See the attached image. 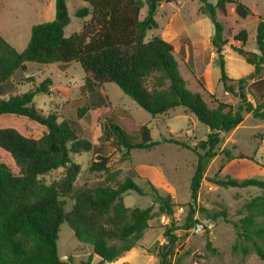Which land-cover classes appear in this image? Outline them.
<instances>
[{"label": "trees", "instance_id": "obj_1", "mask_svg": "<svg viewBox=\"0 0 264 264\" xmlns=\"http://www.w3.org/2000/svg\"><path fill=\"white\" fill-rule=\"evenodd\" d=\"M83 7L75 17L89 21L79 32L67 37L66 28L71 24L67 0H56V16L52 21L34 25L27 47L18 52L0 35V117L13 115L23 117L42 126L46 132L39 138L27 137L17 129L0 128V149L11 157L18 169L0 164V264H73L63 261L58 253L61 226L67 223L78 242L92 248V255L82 264H90L93 255L101 263H114L138 247L149 229V222L156 216L149 208H128L124 196L135 192L146 195L130 177L119 182L116 188L82 191L75 196V205L68 215L61 200L72 194L74 184L81 173V166L72 161V155H81L93 150V144L85 138L82 119L94 109L108 105L101 87L113 83L144 111L155 117L177 108L196 117L207 127L206 140L196 147L173 136L154 141L148 129L140 136L133 135L116 122L107 119L101 144L111 142L117 149L129 153L134 150H151L162 144H173L191 150L198 158L191 179V200L195 203L201 188L207 162L216 156L221 143V134L236 129L246 115L264 120V79L249 84V80L264 70V21L257 28L256 41L259 53L236 48L235 52L254 67L250 77L237 81V86L226 72L221 52L226 44L224 28L216 20L218 13L226 15L227 6L233 7L234 15L247 19L252 11L238 0H199L200 12L214 23L212 46L220 56V81L225 92L239 99L231 105L213 98L208 104L201 94L192 93L186 87L175 51L179 42L169 43L161 38L146 42L147 33L157 30V12L165 0H78ZM171 2V1H166ZM146 8L144 18H141ZM238 40L245 42V32ZM61 64L69 66L79 63L87 76L84 90L86 105L77 110L76 119L58 122V116L45 115L36 108L34 100L40 94H49L52 82L45 79L24 94H17L14 77L27 71V64ZM27 78V82H32ZM250 86V90L247 87ZM252 100H251V99ZM107 160L94 162L91 171L107 170ZM59 169H65L62 180L52 184L41 181V177ZM229 188H259L264 191V179L250 178L238 181H213ZM159 213L172 218L174 204L170 196H161L152 185ZM191 207L185 229L195 224ZM242 218L232 223L236 240L234 252L247 257L254 253L264 262V194L245 203ZM226 217V213L214 218ZM175 223L166 228L168 244L159 251V264H174L172 257L178 237L173 234ZM206 248L214 252L210 240Z\"/></svg>", "mask_w": 264, "mask_h": 264}, {"label": "rangeland", "instance_id": "obj_2", "mask_svg": "<svg viewBox=\"0 0 264 264\" xmlns=\"http://www.w3.org/2000/svg\"><path fill=\"white\" fill-rule=\"evenodd\" d=\"M243 1L254 13L247 19L236 17L231 5L227 6L226 15L218 13L216 17L224 28L226 44L221 54L225 69L227 75L234 80L231 84L235 86L239 79L250 77L254 73V67L246 63L235 49L259 53L257 28L259 22L264 21V0ZM209 2L215 4L216 0ZM83 4L78 0H67L71 18V24L65 31L67 37L79 32L84 23L89 21V17H75L76 11ZM145 14L146 8L143 9L141 18ZM55 16L56 0H0V34L18 52H22L30 40L32 27L52 21ZM156 20L159 28L147 33L146 42L154 38H161L169 43L179 42L180 46L174 55L187 89L201 94L208 104L214 98L237 105L239 99L225 92L220 81V56L211 43L215 33L214 23L200 12L199 0H165L157 12ZM243 31L246 35L245 42L238 40ZM86 76L79 63L69 66L30 63L27 64L25 73L14 77V82L17 83L16 93L24 94L45 79H50V93L38 95L34 103L45 115L55 113L58 122H62L64 119H76L77 110L86 105ZM27 78H32L33 81L27 82ZM258 79H264V70L249 80L248 85ZM101 90L108 105L91 110L80 121L85 138L94 148L89 153L71 157L73 162L81 166V173L72 194L61 199L64 210L67 215L71 213L77 193L99 187L116 188L119 182L130 177L146 195L135 192L125 195V206L131 209L152 207V213L156 214L129 260L119 259L114 263L103 264H159L158 254L163 245L168 244L165 233L172 221L175 223L173 234L178 237L172 257L174 264H264L254 253L244 257L232 249L236 240L232 223L242 218L239 213L243 205L263 195L264 191L253 187L225 189L213 183L227 180L228 177L238 181L264 179V120L255 119L249 114L236 129L221 134L216 156L206 164L204 179L194 203L191 200L190 183L198 158L191 150L173 144H162L151 150H134L128 156L125 149H117L111 140L101 144L99 138L108 123L107 119H110L133 135L140 136L141 130L146 128L154 141L173 136L196 147L200 141L206 140L209 133L207 127L199 123L194 115L186 114L183 108L153 117L113 83L102 85ZM247 90H250V86ZM7 127L15 128L24 136L33 138H39L46 132L44 127L13 115L0 117V128ZM102 159L107 160V170L91 171L93 163H100ZM1 163L18 174L13 159L0 149ZM65 173V169H59L41 177V181L52 184L62 180ZM152 185L161 196L171 197L175 205L172 218L159 213V203L154 197ZM191 207L196 210L193 215L195 224H192V228L185 229ZM222 212L226 213V217L214 218L215 214ZM260 220L264 218L261 217ZM207 240L211 241L214 252L207 250ZM58 253L63 261L82 264L92 255V248L80 244L72 228L64 223L59 233ZM90 264H102L100 257L93 255Z\"/></svg>", "mask_w": 264, "mask_h": 264}, {"label": "crops", "instance_id": "obj_3", "mask_svg": "<svg viewBox=\"0 0 264 264\" xmlns=\"http://www.w3.org/2000/svg\"><path fill=\"white\" fill-rule=\"evenodd\" d=\"M238 1H239V0H238ZM239 2H241V1H239ZM241 3L246 5V2L243 1V0H242ZM246 6H247V5H246ZM252 14H254L253 11H252ZM65 34H66V32H65ZM0 35H1V34H0ZM1 36H2V35H1ZM28 43H29V42H28ZM27 45H28V44H27ZM26 47H27V46H26ZM23 51H24V50H23ZM135 249H137V247L134 248L132 251L128 252L127 254H125L122 258H120V260H129L130 257L132 256V253L135 252Z\"/></svg>", "mask_w": 264, "mask_h": 264}]
</instances>
